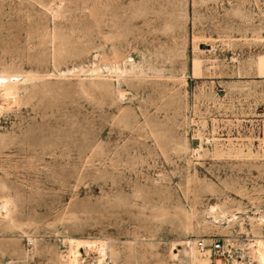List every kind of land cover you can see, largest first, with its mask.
<instances>
[{"label": "rangeland", "instance_id": "obj_1", "mask_svg": "<svg viewBox=\"0 0 264 264\" xmlns=\"http://www.w3.org/2000/svg\"><path fill=\"white\" fill-rule=\"evenodd\" d=\"M0 79V264H264V0H0Z\"/></svg>", "mask_w": 264, "mask_h": 264}, {"label": "built area", "instance_id": "obj_2", "mask_svg": "<svg viewBox=\"0 0 264 264\" xmlns=\"http://www.w3.org/2000/svg\"><path fill=\"white\" fill-rule=\"evenodd\" d=\"M195 245L200 253H204L205 251L212 252L215 255H225L227 253V250L221 240H214L210 243H206L205 240H199Z\"/></svg>", "mask_w": 264, "mask_h": 264}, {"label": "bare ground", "instance_id": "obj_3", "mask_svg": "<svg viewBox=\"0 0 264 264\" xmlns=\"http://www.w3.org/2000/svg\"><path fill=\"white\" fill-rule=\"evenodd\" d=\"M3 83H4V81L2 79H0V84H3Z\"/></svg>", "mask_w": 264, "mask_h": 264}]
</instances>
